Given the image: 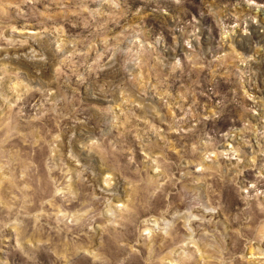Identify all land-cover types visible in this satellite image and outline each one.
Here are the masks:
<instances>
[{
    "label": "rangeland",
    "instance_id": "1",
    "mask_svg": "<svg viewBox=\"0 0 264 264\" xmlns=\"http://www.w3.org/2000/svg\"><path fill=\"white\" fill-rule=\"evenodd\" d=\"M0 264H264V0H0Z\"/></svg>",
    "mask_w": 264,
    "mask_h": 264
},
{
    "label": "clouds",
    "instance_id": "2",
    "mask_svg": "<svg viewBox=\"0 0 264 264\" xmlns=\"http://www.w3.org/2000/svg\"><path fill=\"white\" fill-rule=\"evenodd\" d=\"M109 2H110V0H106V3H109ZM112 7H116V5H115V4H112ZM39 59L43 61V60H45V57L40 56ZM93 63H95V61H93ZM58 66H59V65H58ZM58 66L54 68V72H55L57 78H59V77H61V76H65V75H66L65 73L61 74V73L59 72ZM89 67H90V66H89ZM72 75L76 76V79H77V80H82V76H80V75L77 73L75 67H74V70H73V72H72Z\"/></svg>",
    "mask_w": 264,
    "mask_h": 264
}]
</instances>
